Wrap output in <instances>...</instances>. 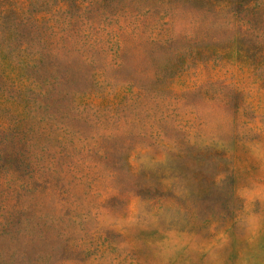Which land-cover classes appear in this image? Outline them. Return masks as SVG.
<instances>
[{"label":"rangeland","instance_id":"374dc122","mask_svg":"<svg viewBox=\"0 0 264 264\" xmlns=\"http://www.w3.org/2000/svg\"><path fill=\"white\" fill-rule=\"evenodd\" d=\"M0 264H264V0H0Z\"/></svg>","mask_w":264,"mask_h":264}]
</instances>
